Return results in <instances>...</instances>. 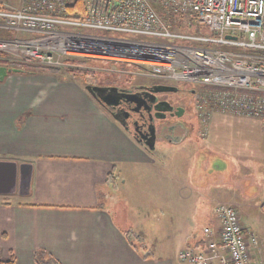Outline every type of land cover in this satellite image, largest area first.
Here are the masks:
<instances>
[{"label": "crops", "instance_id": "0c3cea01", "mask_svg": "<svg viewBox=\"0 0 264 264\" xmlns=\"http://www.w3.org/2000/svg\"><path fill=\"white\" fill-rule=\"evenodd\" d=\"M0 162V264H39V253L40 264H190L178 253L203 251L218 237L217 217L213 225L197 223L208 206L214 213L226 202L247 220L244 227L259 230L251 220L264 202V171L249 184L253 190L242 191L189 179L178 162L149 161L130 132L66 75L7 72L0 79ZM143 164L152 178L142 193L150 199L127 203L141 182L119 178L139 175ZM258 256L254 264H262Z\"/></svg>", "mask_w": 264, "mask_h": 264}, {"label": "built area", "instance_id": "2783aa9c", "mask_svg": "<svg viewBox=\"0 0 264 264\" xmlns=\"http://www.w3.org/2000/svg\"><path fill=\"white\" fill-rule=\"evenodd\" d=\"M1 20L30 34L11 49L41 66L59 68L66 58L136 65L163 84H193L201 121L214 112L264 121V0H21L0 9ZM214 214L218 237L178 259L254 264L259 238L237 209L220 203Z\"/></svg>", "mask_w": 264, "mask_h": 264}, {"label": "rangeland", "instance_id": "374dc122", "mask_svg": "<svg viewBox=\"0 0 264 264\" xmlns=\"http://www.w3.org/2000/svg\"><path fill=\"white\" fill-rule=\"evenodd\" d=\"M20 2L21 0H0V9L15 8L19 6ZM3 24L4 21L1 20L0 58L13 61L15 65L16 63L19 64V62H31L25 57L20 56V54L14 53L11 49V42L30 37V34L4 28ZM83 60L84 63L81 67L86 69L88 74H81L77 79L84 87L87 84L95 83H108L116 86L138 85L150 83L154 79L138 74L139 68L136 65L111 62L105 59L87 58ZM63 69L60 67V70L54 72V74L69 76ZM60 71L64 73H60ZM177 85L182 91L190 90L194 86L189 83ZM180 96H182L183 102H187L188 105L182 121L186 127V135L190 138L184 142L180 140V144L158 142L153 151L143 147L149 161L154 160L155 162L159 161V159L164 160L165 158L170 163L178 162V164L183 166L184 170H187L186 174L189 179H195L203 183H209L210 185L223 182L227 185H237L242 191L248 190L250 187L252 189L253 186L250 185L249 187V184L258 182L261 179V175H263L261 172L264 171V121L252 117L219 112H214L206 121H201L192 104L195 99L194 94H171L168 95V98L177 100ZM141 168L143 170L139 171V175L137 176L130 174L127 176L126 174V176L124 175L119 178L120 183L124 179H128V181L135 179L141 182V184H138V188L130 189L132 192L131 195H127V203L138 201L141 203L145 202L146 204V201L150 199L142 193V184H144V187H149L147 179L150 180L152 178V176H149L151 172L146 171V164L141 165ZM256 175L257 178L255 177ZM151 196V198H154L153 194ZM256 202H259L257 198H255V204ZM226 203L235 206L230 202ZM211 207L208 206L204 209L203 214L206 217L198 221L197 226H201L202 222L206 225L217 223L216 216L212 213ZM251 212L254 214V211L251 210ZM248 214L249 212L245 215L248 216ZM258 214L255 211L254 215L257 218H253L251 221L257 224L259 230L257 233L253 229L251 231L259 238V248L255 251V254L257 251H262L259 254L260 258L258 256V260L261 259L262 264H264V216L261 206L260 213ZM241 220L246 226L248 225L247 220Z\"/></svg>", "mask_w": 264, "mask_h": 264}, {"label": "flooded vegetation", "instance_id": "af4514ba", "mask_svg": "<svg viewBox=\"0 0 264 264\" xmlns=\"http://www.w3.org/2000/svg\"><path fill=\"white\" fill-rule=\"evenodd\" d=\"M87 85L106 88L116 87L118 91L137 95V102L120 98L116 101L115 106L104 105L103 107L109 113L119 114L120 119L128 127V132L132 136L136 135L139 139L150 136L155 137L154 148L157 142H172L175 144L187 137L186 127L182 121V117L187 110V102H183L182 96L177 100H173L168 98V95L178 93L191 95L194 89L183 90V92L178 85H172L175 87L174 91H154L156 86L166 85L155 79L150 83L129 86H116L108 83ZM142 146L146 148L144 145Z\"/></svg>", "mask_w": 264, "mask_h": 264}, {"label": "water", "instance_id": "95a60500", "mask_svg": "<svg viewBox=\"0 0 264 264\" xmlns=\"http://www.w3.org/2000/svg\"><path fill=\"white\" fill-rule=\"evenodd\" d=\"M228 37V36H227ZM229 38V37H228ZM8 70L4 67L0 66V79H2L6 74ZM86 91L96 100L100 102L102 106H115L117 104L116 101H118L120 98H123L126 101L130 102H137L136 98L137 95L129 94L125 91H118L116 87H98V86H91L87 85L85 87ZM175 87L170 85H158L155 87L154 91H174ZM111 116L119 122L126 130H128V127L125 126L123 121L120 119L119 114H112ZM134 140L139 143L140 145H144L147 149L153 150L154 149V142L155 137H148V138H137L136 135H133ZM144 139V140H143ZM147 139V140H146ZM14 166L13 171V178L16 176V165L12 163ZM6 165L5 162H0V166ZM20 174H23V167L20 169Z\"/></svg>", "mask_w": 264, "mask_h": 264}, {"label": "trees", "instance_id": "16d2710c", "mask_svg": "<svg viewBox=\"0 0 264 264\" xmlns=\"http://www.w3.org/2000/svg\"><path fill=\"white\" fill-rule=\"evenodd\" d=\"M76 4H77V8L82 11L83 10L82 3L78 1ZM12 62L13 61H8V59L6 58H0V66L6 68L9 73L35 74L41 72V73L54 74V72L60 70V67L59 68L46 67V66H41L39 64H33L32 62L29 63L19 62V64L16 63V65L15 62L13 63ZM83 63H84L83 59L66 58L64 60V66H62L61 68H64L63 71H65L69 75V77L74 79V78H78L81 74H85V75L88 74V71L81 67ZM60 73H64V72L60 71ZM261 211L264 216V202L261 204ZM42 258H43L42 254L39 253L36 256V261L40 264ZM12 263H13L12 258L9 259L8 261L1 262V264H12Z\"/></svg>", "mask_w": 264, "mask_h": 264}]
</instances>
